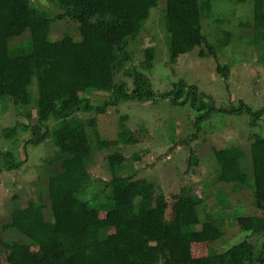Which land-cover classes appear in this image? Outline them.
Listing matches in <instances>:
<instances>
[{
    "label": "trees",
    "instance_id": "1",
    "mask_svg": "<svg viewBox=\"0 0 264 264\" xmlns=\"http://www.w3.org/2000/svg\"><path fill=\"white\" fill-rule=\"evenodd\" d=\"M49 1L58 14L50 16L31 0H0V109L13 107L24 118H30L31 111L36 110L38 122L33 127L24 126L23 130L31 129L35 134V139L29 141L33 145L51 137L57 153L47 164H59L55 171L49 172L46 186L51 218L44 214L40 192L37 201L31 203L30 214L2 226L15 231L20 238L15 244L37 250L38 257L33 256L32 264H264V135L260 132L250 136L247 162L243 161L245 154L237 148L214 152L217 182L252 190L254 207L261 216L240 215L237 224L250 236H257L261 241L259 249L246 238L224 252L192 257L189 249L193 225L184 222L194 220L212 227L218 220L207 215L201 221L198 209L204 199L191 193L190 188L182 190L176 197L177 208L172 218L167 219L168 206L163 193L154 183L137 179L135 172L126 175V161L118 154L108 157V182L101 183L98 189L91 180L88 168L93 153L112 144L99 137L95 117L87 125L91 134L85 135L86 124L79 123L74 112L103 115L120 102L144 103L157 98L174 105H184L189 98L198 102L195 88L182 82L162 94L152 90L144 72L153 67L155 47L145 48L139 65L127 68L133 62L130 43L137 41L160 0ZM212 1L165 0L162 26L171 64L180 56L203 48L206 37L201 20L209 16ZM253 8V22L246 28L252 30L250 45L263 52L259 63L264 68V0H253ZM63 21L76 26L77 38L66 32L60 40H52L53 26ZM223 34L218 39V48L229 44L230 33ZM25 35L27 38L22 42L11 45ZM206 46L209 51L201 50V57L216 54L214 46ZM228 71L227 66L218 67L225 77ZM119 72L131 79V92L125 81L116 80ZM94 94L108 97L93 104L90 97ZM197 110L200 113L197 124L214 112H246L252 128L264 117V109L253 112L239 105L217 110L203 101ZM65 118L79 123L75 129L83 137L76 145L70 143L65 123L48 132L46 126L51 119ZM124 119L121 118L123 122ZM42 128L47 129L43 134ZM18 133L15 127H7L2 129L1 137L15 142ZM19 167L12 152H0V174ZM246 168L251 169L252 180ZM101 213L104 217H100Z\"/></svg>",
    "mask_w": 264,
    "mask_h": 264
},
{
    "label": "rangeland",
    "instance_id": "2",
    "mask_svg": "<svg viewBox=\"0 0 264 264\" xmlns=\"http://www.w3.org/2000/svg\"><path fill=\"white\" fill-rule=\"evenodd\" d=\"M31 2L50 16L59 13L49 0ZM164 7L165 0H160L158 8L151 10L150 19L141 29L137 41L130 43L133 62L127 68L139 65L145 48L155 47L153 67L150 72H144L152 90L162 94L182 82L195 88L198 102H192L193 99L189 98L184 105H174L167 99L157 98L144 103L120 102L103 115L74 112L73 116L79 123L86 124L85 135L91 134L87 125L89 119L95 117L99 137L112 144L102 150H94L88 168L91 180L96 188L108 182V157L118 154L126 161V175L135 172L137 179L154 183L157 190L163 193L168 206L167 219L172 218L177 208L176 197L182 190L190 188L191 193L204 199L198 209L201 221L206 220L207 215L218 220L212 227L194 220L184 222L187 226L193 225L189 249L192 257L203 258L224 252L246 238L250 245L259 249L261 241L257 236H250L237 224L240 215L261 216L254 207L252 190L217 182L218 165L214 152L237 148L245 154L243 161L247 162L252 142L250 136L258 132L264 135V117L252 128L250 115L246 112H214L207 120L197 124L200 114L197 106L201 101L217 110H230L239 105L253 112L264 109V68L259 63L263 52L250 45L252 30L246 28L253 22V0H213L209 16L201 20L202 33L206 37L203 48L180 56L174 64L169 62L162 26ZM75 27L65 21L56 23L52 29V40H60L66 32L77 38ZM224 32L231 35L229 44L218 48V39L223 38ZM26 38L25 35L15 39L11 45ZM206 44L215 47V55H199L201 50L209 51ZM224 66L229 67L227 77L218 72V67ZM116 80L125 81L129 92L132 91L129 77L119 72ZM107 97L108 94L91 95V103ZM122 117L125 118L124 122ZM38 120V112L34 109L30 118L18 116L13 107L5 111L0 109V152H12L15 162L20 163L19 169L2 171L0 174V264H32L33 256L38 257L35 248L26 250L19 247V243L15 244L20 239L15 231L5 230L2 226L9 224L11 219L17 220L30 214L33 211L31 203L37 201L40 192L43 194L44 214L51 218L46 186L49 172L55 171L59 164L49 166L47 162L56 158L57 150L51 137L39 145H33L29 141L35 139V134L31 129L23 130L24 126L33 127ZM60 123L66 124L72 145L82 141L83 134L75 129L79 123L72 118L51 119L46 126L48 132L52 133ZM7 127H15L19 132L15 142L5 141L1 137L2 129ZM46 131V128H42L40 133ZM245 170L252 180L251 169ZM100 217H104V214L101 213Z\"/></svg>",
    "mask_w": 264,
    "mask_h": 264
}]
</instances>
